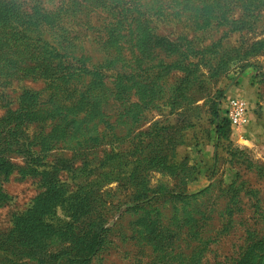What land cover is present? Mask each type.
<instances>
[{
	"label": "rangeland",
	"instance_id": "rangeland-1",
	"mask_svg": "<svg viewBox=\"0 0 264 264\" xmlns=\"http://www.w3.org/2000/svg\"><path fill=\"white\" fill-rule=\"evenodd\" d=\"M230 97L262 116L264 0H0V264H264L262 137L187 189Z\"/></svg>",
	"mask_w": 264,
	"mask_h": 264
},
{
	"label": "crops",
	"instance_id": "crops-1",
	"mask_svg": "<svg viewBox=\"0 0 264 264\" xmlns=\"http://www.w3.org/2000/svg\"><path fill=\"white\" fill-rule=\"evenodd\" d=\"M230 136L231 141H233L237 147H243L247 151L255 149V147H257L258 137L264 139V111L262 116L257 117V119L255 116L252 117L251 115L244 125L233 128ZM204 143L203 147L197 152V158L194 159L195 163H193V165H196L199 174L196 179L191 180L188 184V188L194 191H201L213 183L217 167L215 163L219 161L222 155L227 154L225 150L217 146L214 139L210 140L205 138ZM208 162L212 164L211 168L207 167ZM223 164H228L225 167V177H227L229 173L228 179L231 181V169L234 167L227 161Z\"/></svg>",
	"mask_w": 264,
	"mask_h": 264
},
{
	"label": "trees",
	"instance_id": "trees-1",
	"mask_svg": "<svg viewBox=\"0 0 264 264\" xmlns=\"http://www.w3.org/2000/svg\"><path fill=\"white\" fill-rule=\"evenodd\" d=\"M22 111H24V109H19V111L17 113L22 115L23 114ZM218 114H216L217 117L214 118V120L213 119L211 120V118H206L205 119V121L207 123H209L211 126H212V123H213L214 126H212L213 130L211 128V129H209L207 131V135L208 136H205L204 139L212 137L214 139L215 143L217 144V146L221 147L223 150H226V148L228 147L227 144H222L221 141L226 140V141L229 142L228 139L230 138V133H231L230 121H229L228 117L226 116V113L224 114L222 112V110L221 111L218 110ZM218 116H220V117L218 118ZM164 128L165 127H163V126L161 127V129H163V130H164ZM203 132H205V131H203ZM201 133L196 134V140L195 141L197 143L198 142L199 143H203L202 141H204V139L202 141L200 140V139H202V138H200L201 136H199ZM212 138H211V140H213ZM226 152H228V155H230V157L232 159L238 158L241 155H244V156L246 155L248 157V151L246 149L244 150V149H239L237 147L235 148V147H233V143L232 142H230L229 147L226 150ZM186 159L191 160V157H186ZM192 170L194 172V176L193 177H189V180L187 182V189H188L189 182L191 180L196 179L197 175L199 174V171H198L196 165L193 166ZM237 175H238V173H237ZM211 186H212V184L209 187H207V188H205V189H203V190H201L199 192L207 191V190H209L211 188ZM232 186L235 187V188H238L236 179L233 181ZM155 193H156V195H158V194H163V195L170 194V192L168 190H166V189L164 190L162 188H160L159 191H157ZM178 194L181 195V196H190L186 190L179 191ZM240 201H238L235 206H231L232 208H230V209H231V212L233 214H236V212L239 211V210H240L239 212L242 211V208L239 207L241 205ZM250 229L251 230H247V234H249L248 240L250 239V241L248 242V245L246 246V250L249 249L253 245L254 246L258 245L262 241V238L258 236V235H260V233H257L256 229H254V230H252L253 228H250Z\"/></svg>",
	"mask_w": 264,
	"mask_h": 264
},
{
	"label": "built area",
	"instance_id": "built-area-1",
	"mask_svg": "<svg viewBox=\"0 0 264 264\" xmlns=\"http://www.w3.org/2000/svg\"><path fill=\"white\" fill-rule=\"evenodd\" d=\"M226 116L232 127H240L249 117V105L241 97H230L226 102Z\"/></svg>",
	"mask_w": 264,
	"mask_h": 264
}]
</instances>
